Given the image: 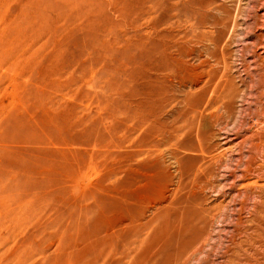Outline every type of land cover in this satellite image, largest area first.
Segmentation results:
<instances>
[{
	"label": "rangeland",
	"instance_id": "374dc122",
	"mask_svg": "<svg viewBox=\"0 0 264 264\" xmlns=\"http://www.w3.org/2000/svg\"><path fill=\"white\" fill-rule=\"evenodd\" d=\"M0 264H264V0H0Z\"/></svg>",
	"mask_w": 264,
	"mask_h": 264
},
{
	"label": "bare ground",
	"instance_id": "6f19581e",
	"mask_svg": "<svg viewBox=\"0 0 264 264\" xmlns=\"http://www.w3.org/2000/svg\"><path fill=\"white\" fill-rule=\"evenodd\" d=\"M213 46V45H212ZM215 126V125H214ZM198 127V126H197Z\"/></svg>",
	"mask_w": 264,
	"mask_h": 264
}]
</instances>
